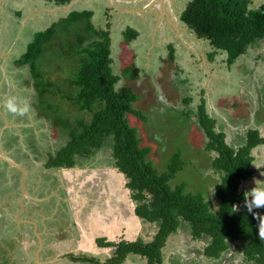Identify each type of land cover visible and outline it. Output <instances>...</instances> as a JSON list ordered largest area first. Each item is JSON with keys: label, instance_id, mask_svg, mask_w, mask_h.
Returning <instances> with one entry per match:
<instances>
[{"label": "rangeland", "instance_id": "rangeland-1", "mask_svg": "<svg viewBox=\"0 0 264 264\" xmlns=\"http://www.w3.org/2000/svg\"><path fill=\"white\" fill-rule=\"evenodd\" d=\"M189 1L74 0L68 6L54 7L45 0H2L6 7L5 11L0 8V29L6 33V41L17 42L16 45L6 44L4 50L7 54L0 61V101L5 106L2 107L3 118L12 128L16 127V120H20L21 124L28 116L30 119L32 117V122L35 123V119L38 125H45L41 129H48V126L53 128L56 137L48 135V138L53 140L50 147L56 145L47 152L48 143L41 139V148L36 150L41 157L48 158L70 141L69 135L62 130V123L68 121L65 113L72 119L90 120V114L81 113L69 100L63 99L65 93H62L63 97L54 94L45 96L48 105L42 106L31 65L21 64L20 58L26 54L28 41L32 39L29 43L33 42L38 31H45L73 11L91 10L94 12L93 23L97 30L113 32V67L121 77L117 87L119 90L128 84L136 94L133 108L137 114H128L127 121L136 130L142 147L149 149V161L160 173H164L175 156L179 155L181 168L172 185H184L189 192L203 195L216 212L219 205L216 191L220 177L212 169L211 162L217 153L206 151L208 139L199 128L198 107L204 99L207 113L216 121V131L223 132L226 142L234 147L250 129H258L264 138V45L252 47L237 60L239 63L234 67H229L227 55L223 52L210 60L209 44L199 40L181 22V15ZM263 3L264 0H252V8H259ZM128 27L135 29L138 34L130 44H126L125 37ZM70 33L67 35V31H61L52 44L46 46L37 61L40 70L48 75L45 76L47 81L55 85L61 82L62 88L69 91L65 81L78 68L74 62L82 59L73 42L78 32L70 30ZM171 45L175 49L173 63L169 62ZM177 71H182V75H177ZM18 93L21 100H26L30 105L29 113L24 116L12 115L6 108V101L11 97L18 98ZM189 98L192 100L186 104L185 100ZM58 119L62 123L56 122ZM106 148L99 151L94 160L82 159L80 165L72 168L73 174L68 170L62 172L64 169H48L47 174L53 179L57 177L69 182L67 189L60 192L59 196L67 200V207L71 209L67 218L78 223L73 227L74 231L84 233L87 230L95 237V227L88 226L86 220L93 214L101 221L113 219L111 227L116 230L113 234L114 243L138 240L149 243L156 236L158 227L133 218L135 202L132 200V192L126 186L128 181L124 174L112 168V164L111 167L108 165L111 163L110 152ZM253 154L254 175L244 182L243 192L254 186H264V145L256 148ZM31 168L39 183V176L42 172L46 174L47 169L43 171L42 163L37 161ZM42 182L47 183V180L43 178ZM3 187H0V193H3ZM43 191L46 192V189L43 188ZM9 193H12L11 190ZM245 194L248 198V194ZM124 202L126 206L123 209ZM242 205L239 208L244 209ZM33 207L36 211L30 210L31 213H40L46 217L44 224L47 227L53 224L57 215L41 209L43 206ZM128 212L131 215L128 214L126 218ZM27 214L28 211H25L17 218L24 220L28 218ZM51 224L50 228H54ZM105 234H101L103 239H98L97 245L106 243ZM206 245L205 240L194 239L187 226H183L168 239L163 250L164 264H248L244 261L240 245H233L219 259L204 255ZM113 252L108 253L109 256ZM29 256L31 259L25 258L22 262L14 259L13 264H36L33 254L29 253ZM106 258L108 262L110 258ZM123 264L149 263L144 257L130 255Z\"/></svg>", "mask_w": 264, "mask_h": 264}, {"label": "trees", "instance_id": "trees-1", "mask_svg": "<svg viewBox=\"0 0 264 264\" xmlns=\"http://www.w3.org/2000/svg\"><path fill=\"white\" fill-rule=\"evenodd\" d=\"M45 1L54 7H65L74 2ZM93 16L91 10L73 11L45 31H38L20 63L31 65L42 106L48 105L45 96L63 97L62 93H65L63 99L78 107L81 113L91 115L88 122L72 119L67 113L68 121L64 124L59 119L56 121L62 123V130L69 135L70 141L49 155L46 168H73L78 157L90 159L107 147L105 150L110 152L111 163L128 181L126 186L132 192L135 215L158 227L156 236L149 243L141 240L98 242L101 247L114 249L107 264H122L130 254L146 258L149 264H164L163 250L168 239L183 226H187L194 239L207 242L204 255L208 258L219 259L236 244L241 246L246 263L264 264V238L260 235L264 231V208L254 209L258 213L255 218L247 209L239 208L247 198L242 186L254 175L253 152L264 145L261 132L250 129L236 147L228 144L225 134L216 131V121L207 113L206 101L202 99L197 114L199 128L208 139L206 151L217 153L211 162L212 169L220 177L216 191L219 199L217 211L211 209V202L203 195L189 192L184 185H172L181 168L180 156H175L164 173L149 161V149L142 147L136 130L127 121L128 114H137L133 108L136 94L128 84L118 90L121 77L113 67L112 32L97 30ZM181 22L199 40L209 44L210 60L221 52L226 53L229 67L246 55L249 48L264 42V3L259 8H252V0H190L181 15ZM70 30L78 32L73 42L82 59L74 62L78 68L65 81L69 91L62 88L61 82L55 85L47 81L45 76L48 75L40 70L37 61L61 31H67L69 35ZM91 34L95 37H90ZM137 36V31L128 27L126 44ZM169 50V62L173 63L174 46L171 45ZM176 73L182 75V71ZM191 100H185L186 104ZM73 259L99 263L97 259Z\"/></svg>", "mask_w": 264, "mask_h": 264}, {"label": "crops", "instance_id": "crops-1", "mask_svg": "<svg viewBox=\"0 0 264 264\" xmlns=\"http://www.w3.org/2000/svg\"><path fill=\"white\" fill-rule=\"evenodd\" d=\"M4 7H6L4 6V2H1L0 8L3 9V11H5ZM5 34L6 33L2 32V30L0 29V61L7 54L6 50H4V48L6 47V44L12 43V45L13 44L16 45L17 43L15 41L13 42H10L8 40L6 41ZM112 34L113 32L111 33V37H112V40L114 41ZM31 40L32 39H30L29 41ZM29 41L27 44L28 46L30 44ZM112 45L114 48V42ZM263 45L264 43L262 45H258V47H263ZM251 48H249L248 51H250ZM113 53L114 52L112 51V58L114 59ZM237 63L239 62H235L234 66ZM39 125H37L34 131L31 133L33 134L32 136L36 138V140H38V142L42 139L41 136H44V133H46L47 136L49 135L50 137L52 136L53 138L56 137V134H53L54 133L53 128H50L47 125L49 130L47 128L41 129L42 126L45 127V125H41V124ZM7 126H8V129H10L9 131L6 130L5 127L4 128L0 127L1 153L6 154L7 153L6 151H9L11 153L17 154L20 147L24 150V152H29L28 151L29 146L27 147V143H26L28 141H24V137L26 136L27 133L26 134L24 133V135H22V138H21V135L19 138H17L16 136L13 135L16 132L15 131L16 129L12 128L11 125H7ZM16 126L18 127V125ZM22 141L24 142V144H22ZM52 141H53L52 139L50 138L48 139V142L52 143ZM55 145H52V146H55ZM39 146H40V143H39ZM48 146H50V144ZM4 148L5 149L7 148V150L5 151ZM55 151L57 152V150ZM20 153L22 152L19 151L18 154ZM94 157L95 156H93L90 159L78 157L76 166L80 165V162H82V159L94 160L93 159ZM12 159L14 158L12 157ZM43 160L46 161L47 157H43ZM0 161H1L0 162V166H1L0 167V173H1L0 174V187L4 186L3 187L4 192H5L6 187H7V190L8 188H10L12 192V193H9L10 190L6 192V194L8 195L12 194L9 196L7 195L8 198L6 194L2 195V193H0V208H2L1 213H0V246H1L0 247V264H13L14 259L21 260V262L25 258L31 259V256H29V253L33 254V259H35L36 264H96V263H90V262H86L82 260L73 259V258L78 259L80 257L89 258V259H97L99 262L98 264H101V263H107L106 257H108V259L109 258L111 259L113 257L114 255L113 247L106 248V247H103V246L101 247L100 245H97V240L103 239L101 235L103 233H107L105 234V236L107 237V240H104L106 243L115 242V239H114L115 237L113 234L114 232H116V230H113L111 227V225L114 224V223H111L113 219L109 218V220L105 219V221H101L102 219L100 220L96 218L95 215L93 214H91V216H88L86 220H87L88 226L92 228L95 227V234H96L95 237L92 234H89V231L87 230L84 231V233H82V231L81 232L74 231L73 227H75V225H78V223L77 222L73 223V221L70 218H67V215H70L69 212L71 209L67 207V203H68L67 200L59 196L60 192H63L64 190L67 189L69 185L67 183L69 182H67V180L65 179L64 180L58 179L57 177H54L53 179L49 174H47V171H49L48 168H46L47 161L45 162V165L43 166L44 167L43 171L47 169L46 174H43L42 172V175L39 176V183L43 180V178L47 180V183L42 182L39 184L38 180L37 179L35 180V175L33 174L32 169L26 167V170L28 171V176L25 181V186H26V192L28 195H26L22 189L24 173L21 172L20 170H19L20 172H12V170L8 167L7 163L4 162V159L2 157H0ZM15 161L18 163L17 160ZM111 164H112V168L115 167L113 163H109L108 165H110L111 167ZM62 169H64L62 172H67L65 170H68L70 174H73L71 170H74V169L72 168L70 169L62 168ZM115 169L118 171L117 168ZM13 173L17 174L16 177H13L12 175ZM90 174L91 172H89V175ZM97 184L98 183L95 184V187L97 186ZM43 188L46 189V192L43 191ZM0 191H1V188H0ZM43 204H46V206ZM35 205L36 206L40 205L41 207L43 206L41 209L47 210L48 212H52L54 216L55 215L59 216V217L56 216L58 219L54 217L55 221L53 222V224L50 223L51 225L54 226V228H50L52 227L50 226V224H49V227H47L48 226L47 224H46L47 226L44 224L46 217H42L40 213L38 214L31 213V211L33 212L36 211L34 210L35 207H33ZM125 206H126V202H124L122 208L124 209ZM25 211H28L29 213V215L27 214L28 218L24 220H19L17 218L18 215L19 214L22 215L23 213H25ZM128 214L131 215L128 212L125 215L126 218L128 217ZM133 214H134L133 218H138L135 215V212ZM66 220H71V221L67 222ZM64 221H65V224L62 225ZM145 223L150 224L148 222H145ZM52 229H54L55 231H53ZM111 252H113V254L112 256H109L108 253H111ZM130 255L139 256L135 254H130ZM98 258H101L102 260H99ZM104 258H106V260ZM127 259L123 263H125Z\"/></svg>", "mask_w": 264, "mask_h": 264}, {"label": "flooded vegetation", "instance_id": "flooded-vegetation-1", "mask_svg": "<svg viewBox=\"0 0 264 264\" xmlns=\"http://www.w3.org/2000/svg\"><path fill=\"white\" fill-rule=\"evenodd\" d=\"M18 63V62H17ZM0 70H1V67H0ZM1 74V73H0ZM22 94V93H21ZM18 95H19V97H18V99L19 100H21L22 98H21V95H20V93H18ZM2 107H5L4 105H3V103L0 101V127H2V128H4L5 127V129L6 130H10V129H8V122H6V118L4 119L3 117H4V114L2 113ZM14 113H12V115H13ZM17 116H19V115H17ZM8 120V119H7ZM15 120V119H14ZM25 121H24V123H21L20 124V120H16L15 121V124L16 125H18V127L16 126L15 127V133L13 134L14 136H16L17 138H19L20 137V135H21V138H22V135H24V133L26 134V136L24 137V141H28V142H26L27 143V147L29 146V148H28V151L29 152H24V150L20 147L19 148V151H21L22 153H20L19 155H18V153H19V151H18V153L17 154H15V153H11V152H9V151H6L7 150V148L5 149L4 148V150L7 152L6 154L7 155H9V156H11V158L13 157L15 160H17L18 161V163H20L22 166H24L25 168L26 167H28V168H30V169H32L31 167L33 166V165H35V163H36V161L37 162H41L42 163V166H44L45 165V162L47 161H44L43 160V157H41L40 156V154H39V152H37V151H39L40 149H39V147L41 148V146H37L39 143H40V145H42L41 144V140L38 142V140H36V138H34L32 135L33 134H31L33 131H34V129H35V127L38 125V121H36L35 119H34V121H35V123L34 122H32L33 121V119H32V117H31V119H30V117L28 116L26 119H24ZM41 138L44 140V141H46L47 143H49L50 144V142H48L47 140L49 139L48 138V136H47V134L46 133H44V136H41ZM51 139V138H50ZM48 144V145H49ZM53 146H49V147H47L48 148V151L47 152H49L50 150L49 149H51ZM38 149V150H37ZM43 149V148H42ZM37 150V151H36ZM0 153H1V149H0ZM38 153V154H37ZM5 154V153H4ZM5 154V155H6ZM19 156V157H18ZM47 158H48V156H46ZM49 159V158H48ZM1 162V161H0ZM4 162H6L7 163V165H8V167L12 170V172H20L21 170L20 169H18V168H16L15 166H12V165H10L7 161H5L4 160ZM47 163V162H46ZM1 167V166H0ZM44 168V167H43ZM20 170V171H19ZM22 172V171H21ZM1 174V173H0ZM13 175V177H16V175L17 174H15V173H13L12 174ZM31 181V180H30ZM10 190V188H8V190H7V187L5 188V192L3 191V193H2V195H4V194H6V192H8ZM8 194H6V196H7ZM9 195H11V194H9ZM8 195V196H9ZM8 196H7V198H8Z\"/></svg>", "mask_w": 264, "mask_h": 264}, {"label": "clouds", "instance_id": "clouds-1", "mask_svg": "<svg viewBox=\"0 0 264 264\" xmlns=\"http://www.w3.org/2000/svg\"><path fill=\"white\" fill-rule=\"evenodd\" d=\"M6 108L20 116H24L30 111V105L26 100H19L17 97H11L6 101ZM248 194V198H244L243 207L247 209L254 218L258 217V213L254 209L264 208V186H254L249 191H245ZM244 193V194H245ZM250 198V199H249ZM235 206V205H234ZM238 210V206H235ZM262 238H264V231L260 232Z\"/></svg>", "mask_w": 264, "mask_h": 264}, {"label": "water", "instance_id": "water-1", "mask_svg": "<svg viewBox=\"0 0 264 264\" xmlns=\"http://www.w3.org/2000/svg\"><path fill=\"white\" fill-rule=\"evenodd\" d=\"M2 0H0V4H1ZM0 157H2L4 160H6L10 165L12 166H15L16 168L20 169L23 173H24V179H23V182H22V189H23V192L27 194L26 192V186H25V181L27 179V176H28V171L26 170L25 167H23L21 164L17 163L14 159H12L11 157L5 155L4 153H0Z\"/></svg>", "mask_w": 264, "mask_h": 264}]
</instances>
